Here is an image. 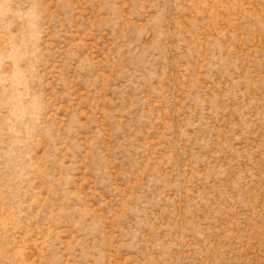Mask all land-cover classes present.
<instances>
[{
    "label": "rangeland",
    "instance_id": "rangeland-1",
    "mask_svg": "<svg viewBox=\"0 0 264 264\" xmlns=\"http://www.w3.org/2000/svg\"><path fill=\"white\" fill-rule=\"evenodd\" d=\"M0 264H264V0H0Z\"/></svg>",
    "mask_w": 264,
    "mask_h": 264
}]
</instances>
